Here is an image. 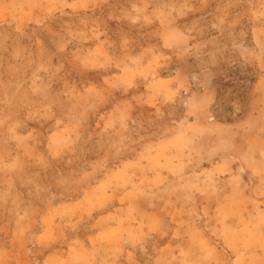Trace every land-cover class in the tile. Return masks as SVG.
Wrapping results in <instances>:
<instances>
[{
    "label": "rangeland",
    "instance_id": "374dc122",
    "mask_svg": "<svg viewBox=\"0 0 264 264\" xmlns=\"http://www.w3.org/2000/svg\"><path fill=\"white\" fill-rule=\"evenodd\" d=\"M257 88L264 0H0V264H264V195L219 191L252 173L145 161L179 123L223 142Z\"/></svg>",
    "mask_w": 264,
    "mask_h": 264
},
{
    "label": "crops",
    "instance_id": "0c3cea01",
    "mask_svg": "<svg viewBox=\"0 0 264 264\" xmlns=\"http://www.w3.org/2000/svg\"><path fill=\"white\" fill-rule=\"evenodd\" d=\"M259 90L260 88H257V91L251 95L248 107L240 120H222L219 124L213 125L220 127L218 125L226 124L233 127L238 123V126H240L241 129L234 130L232 134L225 136L223 142L210 143L206 140L200 142L192 137L183 138V142L179 141L176 137L181 133L186 134V130H189L187 128L197 132H203L209 128V125L204 127V124H200V122L179 123L171 131V133L174 132L173 137L169 136L166 139L163 135L159 140L145 142V161L148 162L147 164H151L152 167L155 164L157 167H161L167 175H174L176 179L185 181L187 178L194 179L196 177L192 171L194 165L198 162V153L201 150L200 152L205 153L204 157H206V161L203 162H208L211 165L207 168L211 169V174L204 175H209L211 179L220 178L225 179L224 182H227V180L240 182L241 179L246 181L247 174L249 176L252 173L250 181L255 182V184L249 188V191H246L244 187L243 189L240 188L241 191L239 188L234 187L230 189L228 185L219 189L223 198H229L222 205L226 203L229 205L231 196L244 197L246 195L255 199V196H258L261 192L264 195V186L261 184L262 178L256 176V173L259 176L258 168L260 170V166L264 167V97H262V100L259 96ZM146 95L145 104H149L151 97L149 93ZM208 135L206 133L204 136ZM164 142H166V146ZM223 144H228V147ZM210 150L211 152H218L209 157ZM229 175H232V178L228 177ZM232 200L234 201V199ZM260 203L262 204V202ZM234 204L240 205V203Z\"/></svg>",
    "mask_w": 264,
    "mask_h": 264
}]
</instances>
